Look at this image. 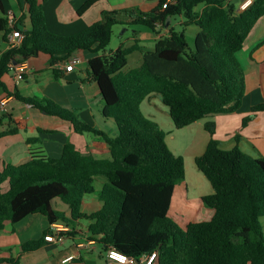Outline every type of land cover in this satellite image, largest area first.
Returning <instances> with one entry per match:
<instances>
[{
  "label": "trees",
  "instance_id": "obj_1",
  "mask_svg": "<svg viewBox=\"0 0 264 264\" xmlns=\"http://www.w3.org/2000/svg\"><path fill=\"white\" fill-rule=\"evenodd\" d=\"M46 1L26 0L31 28L16 25L14 29L24 34L21 46L0 56V94L14 95L69 123L78 134L102 137L110 158L83 154L68 143L58 158L32 153L31 160L23 165L6 164L0 172V231L7 223L16 225L32 215L46 217L49 229L41 239L22 244L21 253L26 254L49 242L54 224L68 228L61 234L73 235L79 222L85 220L89 222L90 240L105 253L113 248L140 258L157 252L158 264H264L260 222L264 217V158H254L239 148L223 150L214 138L215 123L207 122L205 129L211 138L196 166L213 187V193L204 196L202 202L214 210V216L183 228L169 212L175 189L185 180V160L171 151L165 132L141 108L147 97L159 94L177 129L238 111L247 90L238 54L264 17V0H253L241 12L231 0H174L166 7L169 0H160L148 12L139 8L104 11L101 20L71 36L49 30L43 6ZM99 1L87 0L78 14ZM0 13L5 14L4 0H0ZM168 18L179 19L183 30L170 27V35L160 39L154 50L144 51L135 44L107 54L114 26L156 29L165 26ZM8 25L9 21L0 17V31L6 35L11 32ZM189 26L199 29L192 47L185 34ZM80 51L95 55L89 61V75L105 102L104 117L117 125L115 137L52 101L12 94L4 82L16 64L48 55L54 66ZM135 51L143 53V64L125 72L128 56ZM55 75L60 77L62 72L55 70ZM252 112H264V103L253 107ZM251 119L245 118L244 124ZM14 133L16 129L2 132L0 138ZM34 142L39 140H29ZM99 177L106 181L98 191L102 207L85 214V197L97 192ZM56 201L69 207L70 216L55 208ZM4 262L14 264L0 258V264Z\"/></svg>",
  "mask_w": 264,
  "mask_h": 264
},
{
  "label": "crops",
  "instance_id": "obj_2",
  "mask_svg": "<svg viewBox=\"0 0 264 264\" xmlns=\"http://www.w3.org/2000/svg\"><path fill=\"white\" fill-rule=\"evenodd\" d=\"M86 1H46L43 6L49 30L61 36L75 35L101 20L104 11L139 8L148 12L160 2V0H102L79 15L77 11ZM239 1L237 10L242 11L241 5L247 0ZM250 1L252 3L253 0ZM4 9L5 14L0 13V17L9 21L8 28L11 32L6 35L5 32L0 31V56L10 49L8 40L14 26L20 25L24 30L31 28L26 0H4ZM262 20L264 21V17L259 22ZM130 22L131 20H128V23ZM178 25L180 26L179 19H171L165 26H158L156 29L142 25H116L113 28V35L114 29L118 27L121 40L119 44L108 49L107 54H112L121 46L131 47L135 44H139L144 51H152L160 39L170 35V27L177 30ZM190 27L195 42L199 29L196 26H189L186 29V37ZM262 33H264V25L261 27ZM251 39L250 34L243 47L244 50L246 44H250L246 53L249 61L244 70L247 90L238 111L210 116L186 128L177 129L168 107L163 104L159 94H151L141 105L144 115L156 122L165 132L166 142L171 151L185 160V180L177 185L169 212L170 217L183 228L190 223L209 221L214 216L213 209H205L204 204L198 208L196 206L197 200L200 199L202 202L204 196L213 193L211 183L196 166V159L205 153L211 138L205 129L207 122L215 123L214 138L219 141L223 150L239 148L254 158H264V112L256 114L252 112L253 107L264 103V52L259 53L264 45V39H253L256 41L249 43ZM76 55L82 62L71 72L58 68V64L51 65L48 55H40L24 62L27 70L22 81L17 80L16 70L12 68L5 76L4 82L12 94L17 92L21 97L40 102L52 101L74 111L81 120L92 124L110 137H115L118 133L117 125L113 119L104 117L105 102L97 83L89 75V61L95 55L88 51H80ZM142 64L143 53L135 51L128 56V64L124 71L129 72ZM55 70L61 71L62 75L56 77ZM3 102L6 103V110L0 114V133L12 129H16V133L0 138V172L6 164L20 166L29 162L32 153H44L58 158L68 143L74 144L83 154L99 159L110 158L108 145L102 137L94 134H78L69 123L20 101L14 95L1 93L0 105ZM249 116H252V119L244 124V119ZM33 138H37L39 142L29 143ZM194 165L197 171L192 168ZM105 182L102 181V184L104 185ZM5 189L7 190L8 187L6 186ZM98 191L100 190L85 197L83 213L92 214L100 210L102 202ZM191 191H194L192 195L195 196L190 197ZM179 192L180 202L175 206V198ZM55 208L70 216L69 207L60 201L55 202ZM88 225V221L82 220L75 234L66 235L64 242L50 240L39 250L22 254V244L41 239L49 229V221L42 215H32L16 225L7 223L4 230L0 231V258L14 261V264H88L94 253L101 248L96 241L90 240ZM70 257L72 260L66 261ZM96 257L106 264V253L103 250Z\"/></svg>",
  "mask_w": 264,
  "mask_h": 264
},
{
  "label": "built area",
  "instance_id": "obj_3",
  "mask_svg": "<svg viewBox=\"0 0 264 264\" xmlns=\"http://www.w3.org/2000/svg\"><path fill=\"white\" fill-rule=\"evenodd\" d=\"M170 1L169 0L164 7L167 6V4ZM251 4L250 0L245 1L241 5V10H245L249 5ZM11 24L13 25L12 21ZM15 27V26H14ZM12 33L9 36V48H16L20 47L23 40H24V34L20 33L18 30H15L12 28ZM82 60L77 55L72 56L69 58L66 62L60 63L57 65L58 68H62L66 72L73 71L79 64H81ZM16 70V78L18 81H22L24 79L25 71L27 70L26 64L23 62L21 64H18L17 66L13 67ZM6 110V103H2L0 105V114L3 113ZM52 229L54 231V236L48 237V241L50 240H56L59 243L64 242L66 235H63L61 233H65L68 231V228H66L64 225L54 224L52 226ZM72 260V257L68 258L66 261ZM106 264H158V253L153 252L151 254L143 255L140 258H135L132 256H129L117 249H110L106 253Z\"/></svg>",
  "mask_w": 264,
  "mask_h": 264
},
{
  "label": "rangeland",
  "instance_id": "obj_4",
  "mask_svg": "<svg viewBox=\"0 0 264 264\" xmlns=\"http://www.w3.org/2000/svg\"><path fill=\"white\" fill-rule=\"evenodd\" d=\"M60 2L61 1H64V0H59ZM240 1L239 0H231L230 1V3L232 4V5H235L236 7H237V5H238V3H239ZM150 2H147V4H149ZM241 9V8H240ZM239 12H241V11H239ZM234 13L235 14H237L238 13V11L237 12H235L234 11ZM263 21V20H262ZM262 21H260V22H258L257 23V27L256 28H254V30H253V32L251 33V37H252V39L250 40V42L249 43H251L252 41H253V39H259V38H262V39H264V33H262L261 34V27H262V25H264V21L262 22ZM177 30L178 31H181V30H183V28L182 27H180L179 25H178V28H177ZM121 34V32L118 30V27H116L115 29H114V35H113V38H112V41H111V45H109V47L107 48V49H111L112 47H114L115 46V44H119L120 43V35ZM250 37V36H249ZM187 42L189 43V45L192 47L193 45H194V37H192V30H191V27H190V29H188L187 30ZM248 40V39H247ZM255 40V41H256ZM255 41H253V42H255ZM252 42V43H253ZM249 46H250V44H246V46H245V48H244V50L242 51V52H240L239 54H238V59H239V62H240V64L242 65V68L244 69V70H246V67H247V64H248V55L246 54L247 53V51H248V48H249ZM246 51V52H245ZM260 52L259 53H261V52H264V45L260 48V50H259ZM263 67H264V65H263ZM210 135V134H209ZM190 167H191V164L189 165ZM190 167H189V174H190V172H191V170H190ZM192 168L193 169H195V171H197V168H196V166L194 165V166H192ZM102 181H105V178H103V177H99L98 178V180L96 181V183H95V187H96V189L97 190H100L101 188H102ZM180 184V183H179ZM194 191H191V193H190V197H191V195H192V193H193ZM192 196H195V195H192ZM180 198H181V194H180V192L179 193H177V195H176V198H175V206H178L179 205V202H180ZM60 203H62L61 201H60ZM64 205V204H63ZM203 205V203L201 202V200L199 199V200H197V202H196V206H197V208L198 207H200V206H202ZM205 207V206H204ZM205 209H208L207 207H205ZM260 222H261V225L263 226V229H264V217H262L261 219H260ZM0 251H1V249H0ZM99 252H102V249L100 248L99 250H98V252L97 253H94V256H93V258L89 261V263L88 264H103V260L102 259H100V258H98V257H96V255L99 253ZM0 254H1V252H0ZM1 256V255H0Z\"/></svg>",
  "mask_w": 264,
  "mask_h": 264
},
{
  "label": "water",
  "instance_id": "obj_5",
  "mask_svg": "<svg viewBox=\"0 0 264 264\" xmlns=\"http://www.w3.org/2000/svg\"><path fill=\"white\" fill-rule=\"evenodd\" d=\"M169 20H171V18H168V21H169ZM168 21H167V22H168Z\"/></svg>",
  "mask_w": 264,
  "mask_h": 264
}]
</instances>
